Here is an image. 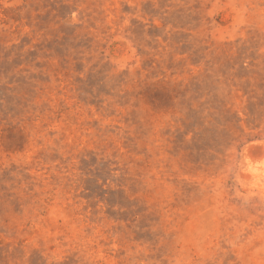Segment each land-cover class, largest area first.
Instances as JSON below:
<instances>
[{"label": "rangeland", "instance_id": "obj_1", "mask_svg": "<svg viewBox=\"0 0 264 264\" xmlns=\"http://www.w3.org/2000/svg\"><path fill=\"white\" fill-rule=\"evenodd\" d=\"M0 264H264V0H0Z\"/></svg>", "mask_w": 264, "mask_h": 264}]
</instances>
